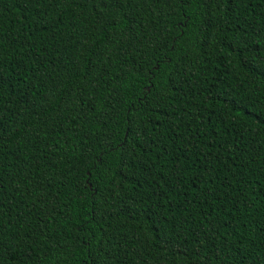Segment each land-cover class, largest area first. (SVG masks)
<instances>
[{
	"label": "trees",
	"instance_id": "trees-1",
	"mask_svg": "<svg viewBox=\"0 0 264 264\" xmlns=\"http://www.w3.org/2000/svg\"><path fill=\"white\" fill-rule=\"evenodd\" d=\"M0 264H264V0H0Z\"/></svg>",
	"mask_w": 264,
	"mask_h": 264
}]
</instances>
